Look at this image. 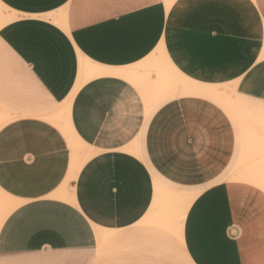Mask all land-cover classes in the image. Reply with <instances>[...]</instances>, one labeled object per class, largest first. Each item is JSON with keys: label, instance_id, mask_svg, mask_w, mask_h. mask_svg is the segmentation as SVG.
<instances>
[{"label": "crops", "instance_id": "1", "mask_svg": "<svg viewBox=\"0 0 264 264\" xmlns=\"http://www.w3.org/2000/svg\"><path fill=\"white\" fill-rule=\"evenodd\" d=\"M0 6V264H264V0Z\"/></svg>", "mask_w": 264, "mask_h": 264}, {"label": "rangeland", "instance_id": "2", "mask_svg": "<svg viewBox=\"0 0 264 264\" xmlns=\"http://www.w3.org/2000/svg\"><path fill=\"white\" fill-rule=\"evenodd\" d=\"M4 17L5 18H7L8 17V20H9V18H10V15H8V13H7V10L5 9V8H3V7H1L0 6V21L3 19V21H4ZM8 23V22H7ZM6 23V24H7ZM2 28V27H1ZM0 28V29H1ZM172 82H173V84H172V86H174L175 88L177 87V86H181L182 88L184 87V86H187V85H190V83L189 82H186V81H184V80H182V79H179L178 77H176V76H174V75H172ZM228 96V95H227ZM220 105L224 108V109H226L227 111H228V109L226 108L227 106L226 105H223V104H221L220 103ZM55 118V122H59L60 121V118L59 117H57V116H55L54 117ZM11 119V117H10V115L8 114V112L6 111V110H4L2 107H0V128L3 126V125H5L9 120ZM2 122V123H1ZM71 144H73L72 142H71ZM74 145V144H73ZM191 199H192V193H189V194H185L184 192H182V197H181V200H180V202H181V204L183 205L182 207H183V210L185 209V207L188 205V203H189V201H191ZM13 207V204H12V202L9 200V198L7 197V195H5V193L4 192H2V191H0V220H1V218L3 219L4 217V215H5V213H6V211H8V210H10L11 208ZM3 222V221H2Z\"/></svg>", "mask_w": 264, "mask_h": 264}, {"label": "bare ground", "instance_id": "3", "mask_svg": "<svg viewBox=\"0 0 264 264\" xmlns=\"http://www.w3.org/2000/svg\"><path fill=\"white\" fill-rule=\"evenodd\" d=\"M4 19H6V18H4ZM3 23H4V21L1 20V21H0V26L3 25ZM66 108H67V107H66ZM66 108H63V109L65 110ZM64 110H63V111H64ZM66 110H67V109H66ZM1 123H2V122H1ZM73 146H74V145L71 144V147H73ZM73 148H74V147H73ZM84 159H86V157H85ZM80 164H81V163H80ZM80 166H81V165H79L78 167H80Z\"/></svg>", "mask_w": 264, "mask_h": 264}]
</instances>
